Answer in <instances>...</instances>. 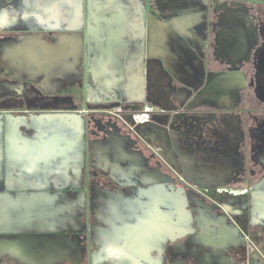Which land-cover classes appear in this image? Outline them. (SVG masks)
<instances>
[{
    "label": "rangeland",
    "instance_id": "obj_1",
    "mask_svg": "<svg viewBox=\"0 0 264 264\" xmlns=\"http://www.w3.org/2000/svg\"><path fill=\"white\" fill-rule=\"evenodd\" d=\"M220 1L217 7L220 8V25L229 29L217 33L215 48L230 55V59L234 55V61L220 54L221 59H215L211 57L213 48L202 49V54H207L214 63L223 60L222 67L219 64L215 67L219 76L210 83L216 74L210 73L208 62L203 63V81L196 85L194 79L192 84L196 87L191 85L185 99L178 97L177 92L183 86L173 78L170 93L162 94L166 104L152 100L151 90L146 85L139 89L132 87V79L138 74L106 72L108 62L95 59L89 64L82 55L70 57L69 45L62 56L54 57L51 49L55 45L60 47L56 40L63 42L65 33L45 28L32 30L28 24L20 26L16 0L11 2L8 29H0V112L9 113L10 126L24 130L35 140L33 146L49 142L62 145L59 137L62 135L69 143L81 146L86 165L91 114L118 117L128 111L131 115L125 124L133 132L144 124L132 129V114L147 105L160 109L152 116L170 115L168 132L184 167L181 177L175 183L140 186L156 190L163 186L167 190L168 199L175 207L174 218L183 232L172 229L173 223L168 224L170 213L160 210L162 206L167 208L166 202L154 196L153 209L159 212L153 220L154 242H158L156 238L160 233L164 234L161 238L167 245L163 250L157 249L155 264H213L207 252L212 248L216 250L215 247L218 251L222 250L219 247L223 248V252L232 248L230 258L234 257L241 264H264V224H252L264 223V218L253 215L252 207L254 195H264L263 189L255 190L264 184V21L254 23L255 27L251 23L245 27L247 44L242 38L243 45L233 54V48L241 43L243 26L247 24L241 11L247 4L241 0ZM232 6L239 9V15L231 11ZM233 20L239 25L237 29L232 25ZM252 52L255 75L250 68ZM91 68L101 71L94 72ZM247 73L255 81V94ZM220 74L228 76L221 85ZM186 92L180 90V94ZM207 92L199 100L195 99ZM227 95L231 98L225 103ZM211 178L217 179V183L212 184ZM99 179L112 181L103 176ZM131 191L142 198L140 188H131ZM139 199L134 203L140 204ZM231 199L236 202L241 199V211L226 213ZM145 224H150L149 220ZM188 240L194 242L191 257L185 256V260L180 254L167 256L169 247L179 252V245ZM199 253H203V258L197 261ZM221 257L218 258L220 264H225V256Z\"/></svg>",
    "mask_w": 264,
    "mask_h": 264
},
{
    "label": "crops",
    "instance_id": "obj_2",
    "mask_svg": "<svg viewBox=\"0 0 264 264\" xmlns=\"http://www.w3.org/2000/svg\"><path fill=\"white\" fill-rule=\"evenodd\" d=\"M13 1L0 0L2 31L10 25ZM16 3L20 26L65 33L63 42L56 40L60 47L51 49L54 57L62 56L69 45L70 57L82 55L89 64L95 59L108 62L106 72L138 74L132 87L146 85L152 100L163 104L167 101L162 94L170 93L173 78L183 86L177 92L180 99L187 98L191 85L194 88L203 81L201 69L207 61L202 49L213 48L217 33L229 29L220 25V0ZM219 54L228 56L222 51ZM209 67L216 74L211 83L219 75L216 63L212 61ZM220 75L221 85L228 76ZM182 89L186 94H180ZM59 137L62 145L33 146L35 140L24 130L10 126L9 113L0 112V264H155L157 249L167 245L160 233L154 242L153 220L159 212L154 211L153 201L157 196L166 202L167 190L92 179L85 170L81 146ZM131 188H140L142 198ZM137 199L140 204L134 203ZM235 212L228 205L226 213ZM148 220L149 226L145 224ZM215 249V264H220L219 256H225V264H241L228 252Z\"/></svg>",
    "mask_w": 264,
    "mask_h": 264
},
{
    "label": "flooded vegetation",
    "instance_id": "obj_3",
    "mask_svg": "<svg viewBox=\"0 0 264 264\" xmlns=\"http://www.w3.org/2000/svg\"><path fill=\"white\" fill-rule=\"evenodd\" d=\"M241 2L247 4L243 9L241 8L242 13L245 14L247 24L243 26L244 30L241 43H238V45L233 48V54L240 44L243 45L242 38L245 39V44H247L248 40L245 36V27H248L249 23L254 24L259 20L264 21V0H241ZM217 9L219 10L220 8ZM230 9L236 14L239 13V9L233 6L230 7ZM218 14H220V10ZM234 20L233 22L235 25L233 27L237 29L239 25L237 26ZM255 25L256 24H254V27ZM211 47H213L214 54L211 57L221 59L219 55L220 51L216 50L215 43L211 44ZM206 55H204L205 61L211 63L212 59L208 58ZM228 56L226 58H229ZM233 57L235 56L232 55V59H229L234 61ZM254 60L255 56L252 52L250 68L253 75L256 74ZM222 63H224L223 60ZM222 63L218 62L217 65L219 64V66L222 67ZM245 66L246 65H243V67ZM247 72L249 71L247 70ZM247 77L248 80H253L252 76L248 73ZM254 82L255 81L251 82L252 86L250 87L255 94ZM130 115L131 114L127 111L118 117L110 116L105 113L91 114L89 116L86 149L87 164L85 165V170H87L89 177L95 180L98 179V177H107L110 180L123 183L127 187L155 183L170 184L179 181L184 167L180 157L174 150L168 132L170 115L168 113L153 115L146 124L137 128V132L130 131L125 124L126 118ZM210 180H212V184L217 183V179L211 178ZM262 188L263 186L260 184L255 190H260ZM231 200V203L227 204H231L237 211H241V199L237 202L235 199ZM166 207L167 208L164 210L167 214L170 213L168 215V224H170V222L173 223L172 229L183 232L179 227L180 223H177L174 218V215L176 216L175 207L169 199L166 201ZM252 207L253 215H259L264 218V195L260 196V194H255ZM192 240H188L185 244H180L178 247L180 249L179 252L178 250H170L169 247V255L167 256L175 257V255L180 254L184 259L186 257H191V248L194 246ZM232 251L233 249L230 247L225 250V252L229 254L232 253ZM207 253L210 262L215 264L217 258L216 251L212 248L208 250ZM201 258H203V253H199L197 261H200Z\"/></svg>",
    "mask_w": 264,
    "mask_h": 264
},
{
    "label": "built area",
    "instance_id": "obj_4",
    "mask_svg": "<svg viewBox=\"0 0 264 264\" xmlns=\"http://www.w3.org/2000/svg\"><path fill=\"white\" fill-rule=\"evenodd\" d=\"M160 112V109L157 107H153L151 105H147L143 110L136 111L132 114V119L134 124H132V129L140 124H145L148 122L153 113Z\"/></svg>",
    "mask_w": 264,
    "mask_h": 264
},
{
    "label": "bare ground",
    "instance_id": "obj_5",
    "mask_svg": "<svg viewBox=\"0 0 264 264\" xmlns=\"http://www.w3.org/2000/svg\"><path fill=\"white\" fill-rule=\"evenodd\" d=\"M47 252V251H46Z\"/></svg>",
    "mask_w": 264,
    "mask_h": 264
}]
</instances>
